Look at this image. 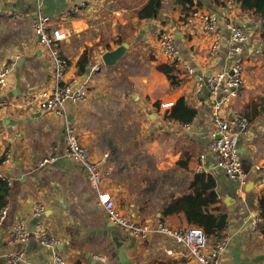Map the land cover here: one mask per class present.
I'll return each instance as SVG.
<instances>
[{
	"label": "crops",
	"instance_id": "crops-1",
	"mask_svg": "<svg viewBox=\"0 0 264 264\" xmlns=\"http://www.w3.org/2000/svg\"><path fill=\"white\" fill-rule=\"evenodd\" d=\"M83 1L85 7L81 0H0V69L15 63L0 96V172L14 179L6 195L9 214L0 224V264H8L13 252L24 254L22 264H52L55 252L66 264H120L117 241L123 242L136 264H196L188 247L170 237L159 232L147 238L128 236L109 219L87 169L65 157L68 124L76 128L92 157L102 161L101 168L111 171L101 187L112 193L120 211L132 221L152 226L158 222L191 225L183 212L167 215L166 206L189 192L195 174H213L229 214L221 264H264L260 205L264 197V40L260 18L243 10L237 0H194L201 2L197 11L218 15L216 36L221 41L215 53V33L207 35L201 18L189 20L193 13L186 16L176 0H163L159 14L149 19L138 15L148 0ZM78 11L86 28L72 32L61 46L69 60L63 82L86 80L89 97L84 103L68 104L61 116L38 105L40 96L54 90L57 81L33 23L42 14L50 17L54 27L71 28V15ZM229 23L242 26L248 34L241 54L243 85L236 97L217 107L224 93H213L208 83L197 84L182 66H176L163 52L160 34L173 33L182 59L196 73L215 75L230 71L235 59L230 53ZM123 42L130 45L126 54L117 64L105 65L102 54ZM85 51L90 62L81 74L78 61ZM160 63L175 65L177 86L158 68ZM121 64L132 71L124 74ZM180 98L197 110L190 123L167 115ZM216 112L226 120L241 113L251 121L237 146L246 184L216 165L211 147ZM145 121L149 124L143 125ZM56 154L55 162L39 165ZM40 206L45 211L36 216L34 211ZM258 218L261 221L256 224ZM39 220L54 239V248L44 246L34 235L27 241L12 240L16 223L23 222L35 234ZM219 238L210 239V245Z\"/></svg>",
	"mask_w": 264,
	"mask_h": 264
},
{
	"label": "built area",
	"instance_id": "built-area-1",
	"mask_svg": "<svg viewBox=\"0 0 264 264\" xmlns=\"http://www.w3.org/2000/svg\"><path fill=\"white\" fill-rule=\"evenodd\" d=\"M81 6L85 7V2L81 0ZM71 28L51 25V19L48 16L39 14L34 19L33 28L39 37L41 44L47 49L50 59L53 63V75L57 85L51 92L43 93L40 96L38 105L46 111L54 112L58 115H65L66 108L70 103H84L88 100L89 90L86 80L76 79L72 82H63L69 69V60L61 52V46L68 40L72 32H80L86 28V22L81 17V13L71 15ZM195 17L201 18L204 30L207 35L215 33L212 44V52H217L220 47L221 38L216 36L218 28V15L204 11L193 13L189 20ZM231 32L229 39L230 53L234 56V61L230 71L218 72L215 75L198 74L191 64L186 63L180 54L179 47L173 33L162 31L160 34V44L163 52L177 66H182L186 75L192 76L197 84L208 83L213 93L223 92L222 100L216 104L220 106L222 102H229L236 97L243 85V61L241 54L244 52L245 44L248 40V34L242 26L238 24H228ZM15 63L0 69V96L8 82V75ZM214 121L217 126L214 138L211 143L216 165L223 169L230 178L246 184L247 173L242 164L240 154L237 150L238 143L243 134L248 133L251 121L250 119L237 113L229 120L221 118L216 112ZM66 146L65 157L72 161L80 163L87 169L89 179L94 186V191L98 196L99 204L106 211L109 219L122 228L125 235L147 238L152 232H159L170 237L175 243L188 247L189 253L194 257L196 264H221L223 252L227 246V237L224 235L218 239L214 245H210V240L205 230L197 225L189 226H170L164 222H158L155 226L149 223L135 222L129 219L120 211L116 200L109 190L102 189L101 185L106 178H109L111 171L103 170L102 161L92 157L89 149L81 142L77 135L76 128L67 125L66 128ZM10 155H8L9 157ZM59 156L51 155L45 157L39 163L44 166L53 163ZM203 163L205 157H202ZM201 168H205L204 165ZM0 179L5 180L11 185L14 181L12 176H5L0 172ZM45 211L44 206L35 209L34 214L41 216ZM9 208L4 206L0 209V224L7 218ZM261 219L255 220L256 224ZM35 234H32L23 222H18L12 230L13 241H27L31 235L41 242L44 246L54 248V239L50 237L44 227L43 221L39 220L35 224ZM25 260L22 252H13L9 255L8 264H22ZM52 264H66V260L59 253L55 252Z\"/></svg>",
	"mask_w": 264,
	"mask_h": 264
},
{
	"label": "trees",
	"instance_id": "trees-1",
	"mask_svg": "<svg viewBox=\"0 0 264 264\" xmlns=\"http://www.w3.org/2000/svg\"><path fill=\"white\" fill-rule=\"evenodd\" d=\"M243 10L253 11L261 20V35L264 40V0H237ZM178 4L183 6V12L186 16L197 11L201 2L194 0H176ZM163 7V0H148L138 10L141 19H149L156 17ZM122 40H120V43ZM90 57L85 51L79 61V73L84 74ZM158 68L163 71L171 81L173 86L179 84L178 74L174 64L160 63ZM197 110L186 103L184 98H180L174 105L168 117L179 121L180 123H190ZM0 209L6 206V195L8 193V184L5 180L0 179ZM260 205L264 213V197L260 199ZM183 212L188 224L202 227L209 240L215 237L224 236V232L229 224V214L222 205L219 193L217 191L216 177L207 172H199L195 174L190 183V190L187 194L173 199L167 204L165 213L171 215Z\"/></svg>",
	"mask_w": 264,
	"mask_h": 264
},
{
	"label": "water",
	"instance_id": "water-1",
	"mask_svg": "<svg viewBox=\"0 0 264 264\" xmlns=\"http://www.w3.org/2000/svg\"><path fill=\"white\" fill-rule=\"evenodd\" d=\"M128 42H123L121 45H119L117 48L106 51L102 54V60L105 65L107 66H113L117 64L119 60L122 59V57L126 54L128 48H129ZM251 184L248 185L247 189H251ZM119 251L117 254V257L119 259L120 264H136L130 257L127 249L124 247V244L122 241L116 242Z\"/></svg>",
	"mask_w": 264,
	"mask_h": 264
},
{
	"label": "rangeland",
	"instance_id": "rangeland-1",
	"mask_svg": "<svg viewBox=\"0 0 264 264\" xmlns=\"http://www.w3.org/2000/svg\"><path fill=\"white\" fill-rule=\"evenodd\" d=\"M195 2V1H194ZM197 12V11H196ZM195 13V12H194ZM191 17H192V15H191ZM133 68H135V67H133ZM121 69H124L125 71H124V74L126 73V71H129V70H131V69H129V68H125V64H121ZM134 70V69H133ZM132 71V70H131ZM114 76H115V74H114V72L112 73ZM149 119V118H148ZM149 124V122H147V121H145L144 122V124L143 125H148ZM128 152H131V151H127V153ZM127 153H122L123 155H125V154H127Z\"/></svg>",
	"mask_w": 264,
	"mask_h": 264
}]
</instances>
